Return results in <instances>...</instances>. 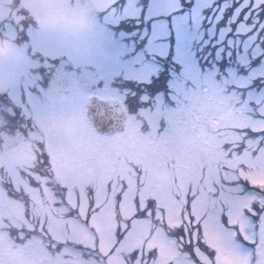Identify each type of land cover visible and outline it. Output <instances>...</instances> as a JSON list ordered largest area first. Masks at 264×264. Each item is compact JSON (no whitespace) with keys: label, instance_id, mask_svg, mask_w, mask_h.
<instances>
[{"label":"snow or ice","instance_id":"obj_1","mask_svg":"<svg viewBox=\"0 0 264 264\" xmlns=\"http://www.w3.org/2000/svg\"><path fill=\"white\" fill-rule=\"evenodd\" d=\"M242 3L156 0L155 12L179 42ZM245 8L256 16L249 52L239 41L201 58L178 47L194 87L165 125L144 134L128 118L123 134L102 138L73 113L70 138L35 133L10 148L0 136V264H219L222 253L264 264V122L248 119L238 95L250 81L233 67L264 60V0Z\"/></svg>","mask_w":264,"mask_h":264},{"label":"rangeland","instance_id":"obj_2","mask_svg":"<svg viewBox=\"0 0 264 264\" xmlns=\"http://www.w3.org/2000/svg\"><path fill=\"white\" fill-rule=\"evenodd\" d=\"M198 2L206 3L209 0H198ZM3 3L4 0H0V8L3 7ZM88 4L91 8L93 30L89 37L79 42L64 44L54 38L43 37L36 31L28 32L32 36L33 51H41L45 53L47 58L54 57V60H50L48 65L52 62L56 64L54 82L46 86L42 97L43 102H41L42 95L39 98L34 94H30L27 103L29 108H26V104L22 99L25 97L22 95L27 91L23 79L28 77V72H25L24 75L22 73L18 75L20 66L8 68L0 66V91H5L8 87H11L12 90L15 86L13 94L16 98L15 103L11 105L9 119H6L4 110L1 111L0 126L4 127L9 124L15 131L23 122L21 117L24 111H26L24 120L34 115L35 120H37L34 124H37L38 128L41 127L43 119L50 114L63 116L82 113L87 122L85 105L93 92L107 99L112 97L123 99L129 115H132L139 107L144 106L142 103L135 106L126 102L122 97L129 93V89L121 86L127 84V82H149L151 77L157 74L158 65L149 61L148 56L169 57L168 55L171 54V59L180 66L178 73L170 74L169 86L171 90L170 99L173 102L177 99V103L181 90L191 91L194 87L190 83H185L181 78L182 68L177 62L178 47L185 52L190 51L195 57L196 46H199L200 49L207 48L208 54L215 55L216 48L213 45H218L219 41H223L225 45L229 41H239L240 46L247 53L257 39L249 30V27L256 25L255 14L249 17L240 11L248 4V0H243V3L235 9V15L229 11L224 14L223 19L214 17L216 21L214 24L205 21L201 32L195 33L189 38H183L179 42L171 24L166 25L163 19L157 16L155 12L156 0H88ZM247 11L249 10L245 8V12ZM245 20L248 22L247 26L241 23ZM10 24L7 22L4 34L7 37L14 38L16 28ZM125 25L130 30L121 31L120 34L114 37L112 29L117 27L122 29ZM259 27L264 28V23H261ZM243 33H247V35ZM252 55L259 56V49L257 48ZM241 60L247 64L246 69L236 65L233 66L238 77L246 78L244 81H238L241 86L249 81L251 85L256 80H260L255 79V77H264V60L260 64L257 63L258 59H256L257 62H251V59L241 57ZM250 63H253L254 66L250 67ZM26 66L27 62L25 61L21 67L25 68ZM68 67H71L73 73L67 76L65 70L68 71ZM238 69L244 70L246 74L242 72L240 74L243 76L238 75ZM21 71L24 72V69ZM56 85H59L58 88L61 90H58ZM247 88H244V90ZM119 94L120 96H118ZM238 96L242 97L241 93ZM162 103V97H158L157 108H160ZM243 103L247 106V116L253 126H258L264 122L260 119L261 106H264V87L260 91L247 90ZM167 111L170 112V110ZM140 114V118L133 119L141 124L142 130L147 129L150 121H155L158 126L161 120L164 125L166 124L165 119L161 118L160 115L152 116L148 110L141 111ZM38 128H34L33 131L36 132ZM33 131L31 135L34 134ZM94 134L96 135V133ZM121 134L123 132L117 135ZM144 134L147 133L144 132ZM25 136L23 135V137ZM256 236L258 237V232ZM238 248L241 254H250L244 246L238 244Z\"/></svg>","mask_w":264,"mask_h":264},{"label":"clouds","instance_id":"obj_3","mask_svg":"<svg viewBox=\"0 0 264 264\" xmlns=\"http://www.w3.org/2000/svg\"><path fill=\"white\" fill-rule=\"evenodd\" d=\"M14 27L28 23L43 37H51L64 44H73L89 37L93 30L88 0H4L0 8V23ZM25 63L21 48L11 37L0 38V66L19 67ZM41 138H70L77 133L73 114L46 116L36 130ZM8 145L14 147V140ZM219 264H239V258L222 253Z\"/></svg>","mask_w":264,"mask_h":264},{"label":"trees","instance_id":"obj_4","mask_svg":"<svg viewBox=\"0 0 264 264\" xmlns=\"http://www.w3.org/2000/svg\"><path fill=\"white\" fill-rule=\"evenodd\" d=\"M232 35V32H231ZM195 57L197 58H201V57H205L208 54V49H200L199 46L195 47ZM251 62H257L256 59H251ZM160 64L164 66V69L162 72H160L159 76L157 79H155L153 82L150 83V85H148V95L144 98V102L143 105L147 106L148 112L150 113V115L152 116H157L160 115L161 118L164 119L163 115L166 113H170L171 111H175L177 106L172 107L173 103H169L168 100L163 101L162 105L160 106V108L158 106V97L157 94L159 92L162 91V89H160V80H167L168 78V70L172 69V68H176L175 66H177L176 62H174L171 59H159ZM262 62V59H258V64H260ZM250 67H253L254 64L250 63L249 65ZM246 74V72L242 69H238L237 73L238 75L240 73ZM241 75V74H240ZM243 76V75H241ZM264 87V81H260V80H256L255 82H253L249 88L245 89L242 93V101H244V98H246L247 95V90H255V91H260L261 88ZM163 88H167V86H163ZM239 99V98H238ZM172 108V109H171ZM167 110H170V112H168ZM162 122V120H161ZM163 123V122H162ZM148 124V123H147ZM149 126V124H148ZM147 127V126H146ZM148 131V127L147 129H144L143 132L147 133ZM240 245V244H239ZM242 246V245H241ZM244 246V245H243Z\"/></svg>","mask_w":264,"mask_h":264},{"label":"water","instance_id":"obj_5","mask_svg":"<svg viewBox=\"0 0 264 264\" xmlns=\"http://www.w3.org/2000/svg\"><path fill=\"white\" fill-rule=\"evenodd\" d=\"M87 117L97 133L110 136L124 128L128 114L120 101L93 96L87 105Z\"/></svg>","mask_w":264,"mask_h":264},{"label":"flooded vegetation","instance_id":"obj_6","mask_svg":"<svg viewBox=\"0 0 264 264\" xmlns=\"http://www.w3.org/2000/svg\"><path fill=\"white\" fill-rule=\"evenodd\" d=\"M30 44L33 47L32 40ZM34 51L37 53L36 60L26 55L25 61L27 62V66L25 68L21 67L22 69H24V74L25 72H28V77L25 78L26 88L29 86H34V85H36V87L39 88V85L44 81V76L40 72V69H43V66H41V63H43L42 59L44 58V56H42L41 58V56L38 55V53H40L41 51H38V50H34ZM42 54L44 55V53ZM5 93H6L5 94L6 104L4 105L3 110L5 112L6 119H9L10 112H11L12 99H13V92L11 90V87L6 88ZM23 135L24 133L22 132L20 135L14 136L12 126L9 124H7V126H4V127L0 126V136L8 137L10 139L23 140L24 139Z\"/></svg>","mask_w":264,"mask_h":264}]
</instances>
